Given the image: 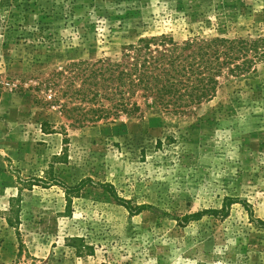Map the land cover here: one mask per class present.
<instances>
[{
  "label": "rangeland",
  "instance_id": "obj_1",
  "mask_svg": "<svg viewBox=\"0 0 264 264\" xmlns=\"http://www.w3.org/2000/svg\"><path fill=\"white\" fill-rule=\"evenodd\" d=\"M263 33L264 0H0V264H264V61L186 113L78 127L62 108L73 62Z\"/></svg>",
  "mask_w": 264,
  "mask_h": 264
},
{
  "label": "trees",
  "instance_id": "obj_2",
  "mask_svg": "<svg viewBox=\"0 0 264 264\" xmlns=\"http://www.w3.org/2000/svg\"><path fill=\"white\" fill-rule=\"evenodd\" d=\"M263 61L264 33L254 38L194 37L183 42L165 35L143 37L126 45L117 59L73 62L65 68L64 71L71 74V95L78 101L72 107L62 105V108L67 119L78 127L122 115L139 116L142 107L157 106L175 114L186 113L193 106L209 101L224 75L249 73ZM81 74L84 78L77 85L76 78ZM84 182L75 187L63 185L68 200V193ZM105 188L114 194L111 186ZM18 199L10 200L11 211H14V201ZM236 201L225 197L220 210L199 211L182 219H199L203 214L226 215V208ZM123 205L135 214L145 209V205L134 209L126 203ZM244 205L248 210L246 203ZM257 222L264 231V221L257 219ZM8 223L13 226L10 219ZM72 241L81 239L75 237ZM75 248L80 254L79 247ZM87 248L91 252V247ZM18 255H21L20 249Z\"/></svg>",
  "mask_w": 264,
  "mask_h": 264
}]
</instances>
